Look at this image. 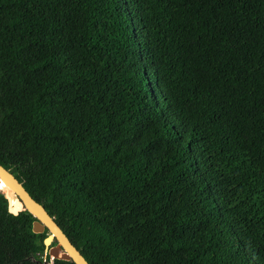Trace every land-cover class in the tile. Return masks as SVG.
<instances>
[{
    "label": "trees",
    "instance_id": "obj_1",
    "mask_svg": "<svg viewBox=\"0 0 264 264\" xmlns=\"http://www.w3.org/2000/svg\"><path fill=\"white\" fill-rule=\"evenodd\" d=\"M0 164L89 264H264V0H0Z\"/></svg>",
    "mask_w": 264,
    "mask_h": 264
},
{
    "label": "water",
    "instance_id": "obj_2",
    "mask_svg": "<svg viewBox=\"0 0 264 264\" xmlns=\"http://www.w3.org/2000/svg\"><path fill=\"white\" fill-rule=\"evenodd\" d=\"M1 183L3 185L0 186V192L7 199L8 211L18 214L19 211L27 210L36 218L33 221V232L42 233L44 230H48L49 234L44 239V245L51 260L58 258L72 260L75 264H89L45 207L28 193L9 169L0 164V185ZM6 191L12 193L14 197L12 200L8 198ZM54 240L56 243L52 244Z\"/></svg>",
    "mask_w": 264,
    "mask_h": 264
},
{
    "label": "bare ground",
    "instance_id": "obj_3",
    "mask_svg": "<svg viewBox=\"0 0 264 264\" xmlns=\"http://www.w3.org/2000/svg\"><path fill=\"white\" fill-rule=\"evenodd\" d=\"M2 185H3V183H1L0 186H2ZM1 188H3V187H1ZM6 194H7L8 198H10L11 200L14 198V197L12 196V193H11V192L6 191Z\"/></svg>",
    "mask_w": 264,
    "mask_h": 264
},
{
    "label": "built area",
    "instance_id": "obj_4",
    "mask_svg": "<svg viewBox=\"0 0 264 264\" xmlns=\"http://www.w3.org/2000/svg\"><path fill=\"white\" fill-rule=\"evenodd\" d=\"M52 262L50 261L49 264H51Z\"/></svg>",
    "mask_w": 264,
    "mask_h": 264
},
{
    "label": "clouds",
    "instance_id": "obj_5",
    "mask_svg": "<svg viewBox=\"0 0 264 264\" xmlns=\"http://www.w3.org/2000/svg\"><path fill=\"white\" fill-rule=\"evenodd\" d=\"M52 262V260H50Z\"/></svg>",
    "mask_w": 264,
    "mask_h": 264
}]
</instances>
